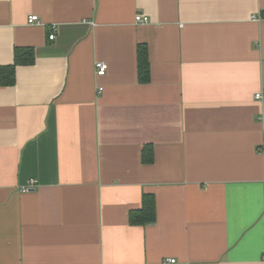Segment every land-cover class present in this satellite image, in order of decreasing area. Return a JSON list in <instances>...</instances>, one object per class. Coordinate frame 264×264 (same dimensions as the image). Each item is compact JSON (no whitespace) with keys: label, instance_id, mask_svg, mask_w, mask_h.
Returning <instances> with one entry per match:
<instances>
[{"label":"crops","instance_id":"obj_1","mask_svg":"<svg viewBox=\"0 0 264 264\" xmlns=\"http://www.w3.org/2000/svg\"><path fill=\"white\" fill-rule=\"evenodd\" d=\"M19 48L0 264H264V0H0V69Z\"/></svg>","mask_w":264,"mask_h":264},{"label":"trees","instance_id":"obj_2","mask_svg":"<svg viewBox=\"0 0 264 264\" xmlns=\"http://www.w3.org/2000/svg\"><path fill=\"white\" fill-rule=\"evenodd\" d=\"M33 50L31 48H19L16 49L14 54V66L0 69V85L9 86L14 84L15 75L14 67L20 65H32L34 63ZM138 57V79L141 83L149 81V61L147 57V47L139 45L137 48ZM141 159L145 164L153 163L152 149L151 147H144L141 155ZM141 207L137 210H131L128 212V221L131 226H145L155 223V203L154 197L151 194H143L141 198Z\"/></svg>","mask_w":264,"mask_h":264},{"label":"built area","instance_id":"obj_3","mask_svg":"<svg viewBox=\"0 0 264 264\" xmlns=\"http://www.w3.org/2000/svg\"><path fill=\"white\" fill-rule=\"evenodd\" d=\"M28 17L29 18L27 19V23L29 25H32L33 23H38L39 22L38 16L33 15V16H28ZM135 22L136 23H148V18L137 14L135 16ZM48 38L50 40H53L54 39V33L49 34ZM106 70H107V64L106 63L98 62V63L95 64V73H96L97 77H103L106 74L105 73ZM261 97H262V95L259 94V93L255 95V98H257V99H260ZM174 262H175L174 260H166V263H170L171 264V263H174Z\"/></svg>","mask_w":264,"mask_h":264}]
</instances>
